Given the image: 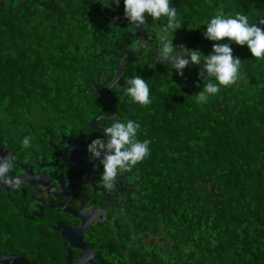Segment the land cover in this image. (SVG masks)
I'll return each mask as SVG.
<instances>
[{
    "label": "trees",
    "instance_id": "1",
    "mask_svg": "<svg viewBox=\"0 0 264 264\" xmlns=\"http://www.w3.org/2000/svg\"><path fill=\"white\" fill-rule=\"evenodd\" d=\"M171 3L182 27L169 38L199 49L202 60L215 43L203 35L205 22L218 7L226 15L247 14L250 22L264 18V0ZM101 5L99 0H0L1 126L10 120L17 125L20 111L29 113L37 94V99L46 96L50 75L57 81V98L69 107L81 110L102 100L92 88L97 73L110 81L116 71L111 50L137 39L128 20L109 25ZM146 19L159 39L166 18ZM230 46L242 60V78L206 104L196 102L202 65H191L180 76L171 64L136 55L124 59L123 85L140 75L152 103L142 107L118 88L121 119L137 121L138 139L151 141V155L141 163L155 182L159 228L166 222L173 242L139 264H264V60L254 58L247 45ZM49 106L45 101L40 108L43 120L52 118ZM95 114L77 113L73 124H88Z\"/></svg>",
    "mask_w": 264,
    "mask_h": 264
},
{
    "label": "flooded vegetation",
    "instance_id": "2",
    "mask_svg": "<svg viewBox=\"0 0 264 264\" xmlns=\"http://www.w3.org/2000/svg\"><path fill=\"white\" fill-rule=\"evenodd\" d=\"M119 1L116 11L105 10L121 19L124 8ZM151 30L149 25L139 32L149 42L139 55L147 54L146 60L156 62L152 56L155 59L160 41ZM135 38L136 46H125L137 49L141 41ZM112 79L106 82L100 76L105 84ZM124 87L121 78L107 92L117 102L116 119L121 121L122 101L116 93L118 88L123 93ZM105 102L107 105L100 103L90 112L96 113L93 118L111 116L112 106ZM51 112L53 117L55 110ZM57 116L61 121L58 111ZM92 119L69 129L57 124L41 150L34 149L33 143L22 147L18 136L26 131L0 125V155L15 156L12 175L21 178L18 188L0 184V264H139L154 260L158 249L171 247L167 223L159 228L155 182L141 162L119 177L115 190L104 189L103 166L91 160L87 151L91 140L104 138V133L91 125ZM110 122L99 119L96 125L107 127Z\"/></svg>",
    "mask_w": 264,
    "mask_h": 264
},
{
    "label": "clouds",
    "instance_id": "3",
    "mask_svg": "<svg viewBox=\"0 0 264 264\" xmlns=\"http://www.w3.org/2000/svg\"><path fill=\"white\" fill-rule=\"evenodd\" d=\"M99 2L111 5L118 3V0ZM123 4L124 16L133 30H142L145 27L148 21L146 16L153 20L166 18L167 22L159 35V51L155 56L157 61L171 64L180 76L184 75L187 67L202 65L198 76L203 81V87L196 93V102L199 104L208 103L209 98L219 94L222 87H231L242 78V60L234 56L231 43L247 45L254 58L264 60V18L250 22L247 14L237 12L234 15H226L223 6L218 7L205 22L203 35L215 43L212 45V51L203 55L202 60V52L199 49L188 48L183 44L174 45L173 36L169 38V32L174 34L182 27L177 9L171 0H123ZM225 38L228 43L221 42ZM126 84L122 91L132 102L142 107L152 103L150 87L140 75L127 79ZM199 86L197 83V87ZM140 128L141 125L137 121H121L114 118L109 126L103 127L104 138L97 137L87 145L90 159L98 160L103 166L101 181L104 189L115 190L121 175L130 173L138 163L151 155V141L138 139ZM33 139L30 135L25 136L21 142L22 147H31ZM14 162L15 156L12 153L0 155V184L9 188H18L21 184V178L12 175Z\"/></svg>",
    "mask_w": 264,
    "mask_h": 264
},
{
    "label": "rangeland",
    "instance_id": "4",
    "mask_svg": "<svg viewBox=\"0 0 264 264\" xmlns=\"http://www.w3.org/2000/svg\"><path fill=\"white\" fill-rule=\"evenodd\" d=\"M159 27H161V26H159ZM160 32H161V30H160ZM175 35H177V34H175ZM173 44L177 45V42L175 41ZM134 46H136V44ZM126 56L134 58L133 54H127L124 56L123 59H125ZM147 58H148L147 54H143L142 56L136 55V59H139V60H142V59L146 60ZM123 62H124V60H123ZM51 73L53 74V76L56 74V72H51ZM48 78H49L48 79L49 80L48 81L49 87L47 86L46 96L45 95L42 96V94H41L40 98L37 99L39 97V95L37 94V98H34L31 101L30 105H28V107L30 108L29 113L24 115L23 112L20 111L21 117L18 118L19 123L17 125L14 124V121L10 120V122L4 126V127L13 126L15 129L19 130L20 132L26 131L24 136H22V137L18 136L19 140L22 141L25 136H29V135L34 137V139L32 140V143H33L34 149H36V150H39V149L41 150V145L46 144V139L49 137V135L52 131L56 130L57 124L64 123L65 125H67V128L69 129L73 124L75 114L80 113L78 110L66 105V103H61L59 101V99L57 98V94H56V93H58L59 90L55 84L57 82L54 80L55 76H54V78H52V76L50 75V76H48ZM59 79L64 80L65 78L61 76ZM61 85H62V83H61ZM60 93L63 95V90L60 91ZM45 101L47 102V104L48 103L50 104L49 107L51 108V110H49V113H52L51 111L55 110V114L52 118L49 117L48 119H44L43 120L44 123H43L39 120V118H40L39 116L41 113L40 108H42V105L44 104ZM101 101L102 100H100V99H96L93 103H91L89 105L86 104L85 107L83 106V109H81L83 112L82 114L88 115L90 112L96 111L100 107V103H102ZM28 107L24 108V110L26 112L29 109ZM63 109H66V111H65V112H67L66 114L64 113ZM57 111H58L59 115H61L63 113L64 118L62 119V121H60L58 119ZM31 113H34V118H33V115ZM92 118L93 117H91V119ZM41 123H43L45 125V128H42ZM160 222H161V220H159L158 223H160Z\"/></svg>",
    "mask_w": 264,
    "mask_h": 264
},
{
    "label": "water",
    "instance_id": "5",
    "mask_svg": "<svg viewBox=\"0 0 264 264\" xmlns=\"http://www.w3.org/2000/svg\"><path fill=\"white\" fill-rule=\"evenodd\" d=\"M119 4H120V1L118 0V3H115V6L105 5V4L101 5V10L104 13V15L106 16V18L110 21L111 26H114L116 24H123L127 19L124 16V14H123V17L121 19H114L113 16H111L109 13L106 12V10H105L106 7H109V9L116 11L119 7ZM148 27H149V22L147 21V24L145 25V27L142 30H133V28H132L133 34L141 41L140 46L137 49H134L130 45H127V46L122 47L118 51L111 50L112 52L115 53V56H116V59H115L116 71H115V75H114L112 81L108 84L103 83L102 81H100L101 72H98L96 79L93 82V85H92L93 89L96 91H99L101 98L103 100L107 101L112 106V114L110 117L96 116L91 121V125L95 126L96 128H98L102 132H103V127L100 125L99 126L96 125V121L99 119L111 121V119L116 118V114H117V102L113 98L109 97L107 92L112 86H114L115 84H118L120 82V79L122 77V67H123L124 56L127 54L139 55L145 49L146 44L149 43L148 40H146V38L143 35L139 34L140 31H144ZM153 49H155V44H153ZM152 57H153V61H155L156 59H154V56H152ZM72 139H74V138H72ZM74 140L76 142H79L80 138L74 139ZM78 231H80V229Z\"/></svg>",
    "mask_w": 264,
    "mask_h": 264
}]
</instances>
